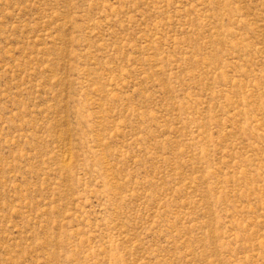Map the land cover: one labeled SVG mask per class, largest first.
I'll list each match as a JSON object with an SVG mask.
<instances>
[{"label":"rangeland","instance_id":"obj_1","mask_svg":"<svg viewBox=\"0 0 264 264\" xmlns=\"http://www.w3.org/2000/svg\"><path fill=\"white\" fill-rule=\"evenodd\" d=\"M0 264H264V0H0Z\"/></svg>","mask_w":264,"mask_h":264}]
</instances>
